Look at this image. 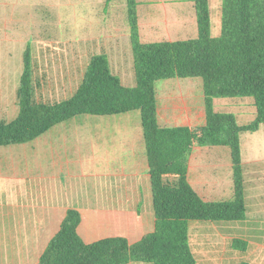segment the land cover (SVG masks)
Masks as SVG:
<instances>
[{"label": "crops", "instance_id": "crops-1", "mask_svg": "<svg viewBox=\"0 0 264 264\" xmlns=\"http://www.w3.org/2000/svg\"><path fill=\"white\" fill-rule=\"evenodd\" d=\"M161 1L170 4L169 8H160ZM137 3L143 43L197 38L194 0H137ZM123 5L126 44L124 47L101 48L99 54L108 56L112 72L124 86L134 87L136 77L127 0ZM210 5L212 11V0ZM110 20L114 24L116 17ZM112 29V33H116V26L113 25ZM119 35L118 32L112 37L118 38ZM118 42L116 39L115 44ZM31 47L35 101L53 104L73 96L80 85L70 93L68 89L67 92L64 90L66 96L58 100L37 99L32 44ZM23 71L19 78L5 76L0 80V124L11 123L19 115ZM164 81L167 83L161 90L157 87L159 125L163 128L205 126L207 115L202 80ZM161 91L165 96H160ZM246 106L245 99L215 100L216 111L235 113L238 121ZM235 107H239L236 112ZM244 135L241 143L247 219L232 223L192 222L190 245L198 264L201 259L208 264H264V221L252 219L249 212ZM188 180L206 202L232 200L234 185L230 149L224 146L195 148L188 159ZM167 181L177 183V177L170 176ZM258 208L261 212L262 202ZM71 209L80 213L78 233L86 244L116 237L135 244L154 230L150 167L139 111L113 116H77L54 126L34 141L0 147V264H39ZM236 224H241L240 236L218 232L215 238L200 228ZM197 228L198 242L194 245L192 232ZM235 239L245 243L244 249L233 247Z\"/></svg>", "mask_w": 264, "mask_h": 264}, {"label": "trees", "instance_id": "trees-1", "mask_svg": "<svg viewBox=\"0 0 264 264\" xmlns=\"http://www.w3.org/2000/svg\"><path fill=\"white\" fill-rule=\"evenodd\" d=\"M136 85L121 83L106 54L93 55L77 92L57 103H37L31 44L24 53L19 115L0 124V147L34 141L54 126L81 115L113 116L139 111L150 167L155 227L141 241L122 237L86 244L78 233L77 210H69L39 264H198L190 245L192 222L247 219L241 136L264 126V0H222L221 33L212 32L210 0H194L198 36L176 42L143 43L137 0H127ZM199 78L207 123L203 127L163 128L157 111V83ZM251 98L255 119L240 124L233 113L218 112L216 99ZM231 151L233 199L206 202L188 180V159L197 147ZM177 177V183L167 181ZM245 243L233 240V247ZM236 264H248L239 262Z\"/></svg>", "mask_w": 264, "mask_h": 264}, {"label": "rangeland", "instance_id": "rangeland-1", "mask_svg": "<svg viewBox=\"0 0 264 264\" xmlns=\"http://www.w3.org/2000/svg\"><path fill=\"white\" fill-rule=\"evenodd\" d=\"M105 1L0 0V80L5 76L9 79L20 77L23 71V54L30 43L33 46L37 99L58 100L65 97L67 91H75L83 80L93 55L99 54L101 48L126 44L123 38L124 0ZM158 6L164 9L169 8L170 4L161 1ZM212 12L213 35L219 36L221 0H212ZM113 16L116 17L114 24L110 20ZM113 25L117 28L116 33H112ZM118 32V38L112 37ZM116 39L119 41L117 44ZM166 83L167 81L158 82V89L161 90ZM159 94L165 96L163 91ZM234 99H245L247 103L246 111L240 114L238 122H252L256 116L253 99ZM238 109L239 107H235V112ZM243 140L250 217L264 221V126L256 134H245ZM255 169L259 172L256 173ZM169 183L173 184L171 181ZM260 202L261 212L258 208ZM200 228L215 238L218 232L240 236L242 231L241 224L226 225L223 228L220 225ZM198 231L199 228L192 232L194 245L198 242ZM194 248L197 252V246ZM201 264L208 263L201 259Z\"/></svg>", "mask_w": 264, "mask_h": 264}]
</instances>
